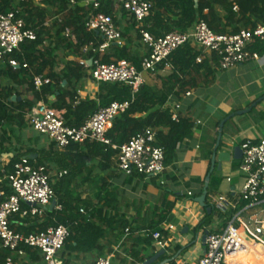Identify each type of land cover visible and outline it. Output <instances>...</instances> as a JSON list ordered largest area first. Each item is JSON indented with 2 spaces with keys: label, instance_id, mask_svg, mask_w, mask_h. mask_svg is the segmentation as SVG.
Returning <instances> with one entry per match:
<instances>
[{
  "label": "crops",
  "instance_id": "0c3cea01",
  "mask_svg": "<svg viewBox=\"0 0 264 264\" xmlns=\"http://www.w3.org/2000/svg\"><path fill=\"white\" fill-rule=\"evenodd\" d=\"M217 11L221 16L224 15L220 8ZM114 21L122 32V46L143 59L148 48L142 42L139 30L141 27L145 28L146 22L137 23L123 9H118ZM191 47L203 55V62H209L210 70L199 69L203 63L196 62L191 72L196 79L194 83L199 85L184 90L182 99L178 96L181 90L178 80L187 81L188 77H184L183 72L172 63L169 68L160 67L156 74L145 73L144 78L145 86L153 94L159 98L168 97L162 110L169 109L171 112L177 109L178 114L194 123L193 138L179 145L174 161L166 166L161 179L127 176L118 169L116 162L107 171H101L97 162H91L85 172L75 179L71 189L83 200L90 199L95 204L101 201V205L111 203L106 209L103 222L90 218L105 230V237L100 242L102 249L85 253L65 247L61 254L63 263L94 264L99 257L110 256L113 264H198L205 252V236L225 228L219 211L215 209L212 211L214 215L211 223L200 227V223L209 214L196 199L203 195L206 179L210 175L212 157L223 121L225 124L220 152L233 153L245 141L258 143L264 138V43L256 41L250 47V51L258 55V59L228 71L219 69L217 61H212L199 46ZM107 52L111 53L110 48ZM74 59L68 51V55L58 59L59 66L56 70L60 72L66 61ZM79 60L85 66L84 78L78 84L73 81L69 86L70 90H78L80 99L77 103L87 97L96 101L101 96L108 99L109 88H103L102 84L93 80L87 60ZM4 69V62H0V70ZM186 71V74L189 73ZM0 84L5 88L11 86L12 82L0 76ZM66 86L64 83V87ZM241 112L244 113L239 114ZM0 125V180L5 178V171L15 158V153L48 149L53 143L48 137L36 133L29 125L24 129L8 122ZM31 158L36 159L37 155H32ZM240 161L233 160L224 164L222 171H219L218 163L216 164L210 177L208 204H215L222 196L238 201V193L229 194V191L238 192L241 187L243 178L236 173ZM60 172L63 171L57 167L51 170L53 184H57L68 174L58 178L57 174ZM228 178H232L230 183ZM93 184L99 189L96 198L77 192L88 189ZM56 205L61 206L58 199ZM49 210L61 211L56 206L52 209V205ZM262 212L264 204L254 209L243 208L236 213L235 224L239 223V228L244 229V224L264 221ZM155 233L161 234L160 240L154 238ZM159 242L164 243L165 247L159 246ZM245 243L246 254L252 256L256 264H264V260L251 249L246 240ZM228 259L227 264H239L234 262L233 256L232 263ZM23 260L30 263L28 255Z\"/></svg>",
  "mask_w": 264,
  "mask_h": 264
},
{
  "label": "trees",
  "instance_id": "16d2710c",
  "mask_svg": "<svg viewBox=\"0 0 264 264\" xmlns=\"http://www.w3.org/2000/svg\"><path fill=\"white\" fill-rule=\"evenodd\" d=\"M36 0H0V14L18 12V17L25 21L28 28L37 31V40L26 42L21 50L7 57L3 62L5 69L0 70V76L11 80L12 85L2 87L0 84V123L8 122L16 124L20 129L28 127V114L38 102H44L48 106L59 111H65V119L70 127H81L94 115L100 107L109 105L114 101H125L131 99V88L120 84H102L103 88H109V97H100L99 101L89 97L80 99L77 89H69L74 81L78 84L84 78V63L81 60H100L105 64H116L128 61L141 70L142 59L133 55L126 46L113 44L111 53L104 54L83 53V48L93 44L99 46L104 39L95 31H90L86 24L92 14H106L115 19L118 11L113 0H98L100 8L95 10L92 5H85L86 0H41L44 7L36 5ZM153 4L151 15L145 20V29L154 36L160 37L172 32H186L191 30L197 21L204 20L217 34L238 33L241 28H255L264 24V0H146ZM235 7L238 11H235ZM220 8L224 15L217 11ZM60 17L62 23H55L53 29L45 27V23L51 17ZM66 29L70 30L71 37L64 35ZM55 30V37H52ZM54 38L55 46L47 45V40ZM59 47L66 48L74 60L66 61L64 68L58 72ZM262 48V47H261ZM262 50V49H261ZM200 52L194 50L190 45L176 51L170 59L175 68L183 72L187 81L178 80L181 90L178 93L180 99L184 90L192 89L199 85L192 67L196 64ZM18 62V67L10 65V61ZM199 69L210 70L209 62L204 61ZM186 72L189 73H185ZM47 72V74H45ZM43 76L49 82L41 90L34 85V78ZM64 83L67 84L64 87ZM16 97L13 101L12 98ZM168 97H158L153 94L147 86H143L136 95L135 101L130 108L118 117L112 129L108 133L112 145L106 146L97 142H86L83 145L73 144L66 151H59L55 144L48 149H30L26 152L15 153V158L5 171V176L14 171L15 164L21 157H28L34 166H46L49 171L57 167L61 171H67V175L57 184H53L61 211H50L48 209L44 219L15 218L12 228L16 232L26 234L40 233L49 227L59 225L68 226L71 236L66 247L73 251L93 252L100 251L101 240L105 237L102 225L95 224L90 218L104 221L106 209L111 203L101 205V201L95 204L90 199L83 200L71 186L75 179L81 176L90 166L91 162H97L101 171H107L119 154V149L128 143L135 135L146 128H152L157 132L158 142L165 150L166 166L174 161L177 148L183 142L191 140L194 136V123L179 114L177 121L169 109L162 110ZM142 117H135L137 115ZM37 155L36 159L31 158ZM5 190L8 194L12 191L8 182L4 181ZM242 203L237 210L227 213L219 212V217L226 227L235 217L236 213L245 207ZM85 208L86 215L81 213ZM214 213L206 216L200 223V227L210 224ZM30 224L29 226H25ZM240 231H244L241 228ZM251 246V245H250ZM251 249L264 260L261 248ZM30 264H42L39 254L26 249ZM10 252L0 247V264H8ZM256 257V256H255ZM257 258V257H256ZM258 259V258H257ZM13 264H17L16 261ZM232 263V257L228 259ZM260 262L261 260L258 259ZM65 264V263H64Z\"/></svg>",
  "mask_w": 264,
  "mask_h": 264
},
{
  "label": "built area",
  "instance_id": "2783aa9c",
  "mask_svg": "<svg viewBox=\"0 0 264 264\" xmlns=\"http://www.w3.org/2000/svg\"><path fill=\"white\" fill-rule=\"evenodd\" d=\"M117 9L125 10L137 23L142 24L151 15L153 4L146 0H113ZM71 5L75 4L71 0ZM85 5H92L95 10L100 8L98 0H86ZM235 11L238 8L235 7ZM54 22L62 23L60 17H55L45 23V27H52ZM90 31L101 35L104 42L99 46L90 44L83 48V53L104 54L113 44L122 46L123 36L114 19L106 14H92L86 24ZM142 42L147 46L148 53L141 63V70L128 61L116 64H105L100 60H91L88 66L91 77L100 84H120L131 88V99L122 102L114 101L100 109L81 127L67 125L65 113L38 102L28 114V125L38 134L48 137L59 151H66L71 145H83L86 142H97L106 146L112 145L108 137L115 120L124 114L135 101L136 95L145 85V73L156 74L160 67L169 68L173 54L186 45H196L208 54L212 61L218 63L219 69L228 71L252 60L258 55L250 51L251 45L260 41L264 43V24L255 28H242L238 33L217 34L204 20L196 22L194 27L186 32H172L160 37L154 36L145 28H140ZM64 35L71 37L70 30L66 29ZM37 31L28 28L25 21L18 17V12L0 14V62L21 50L26 42L37 40ZM203 55L196 62L202 64ZM14 68L18 62L10 61ZM87 66V65H86ZM87 66V67H88ZM49 82L43 76L34 78L37 90ZM173 120L177 121L179 114L171 111ZM1 126V125H0ZM243 158L237 169V176L243 178L238 192L230 190L229 194L238 193V201H231L222 196L217 199L213 207L221 213L237 210L241 203L246 209L258 208L264 204V138L258 143L245 141L241 145ZM116 159L118 169L127 176L139 175L145 178L161 179L166 171V155L163 147L159 145L157 132L146 128L135 135L128 143L119 149ZM67 172L57 174L64 177ZM53 174L46 166H34L30 158L21 157L15 164L12 174L0 180V247L10 252L8 264L16 259L27 258L26 249L39 254L42 264H64L61 254L71 236V229L65 225L50 227L40 233L16 232L12 226L17 216L20 219L42 220L57 196L53 188ZM4 181L8 182L12 193L5 190ZM230 183L232 178H228ZM161 184H164L161 181ZM57 210H62L56 205ZM86 215V210L81 209ZM234 219L218 232L209 233L205 243V252L198 264H227L228 257H232L245 249V238L240 228L235 226ZM26 224L25 226H29ZM244 231L250 237H263L264 224L251 227L244 224ZM129 232V230H127ZM154 238L160 240L161 234L155 233ZM159 246L165 244L159 242ZM94 264H113L112 257H99Z\"/></svg>",
  "mask_w": 264,
  "mask_h": 264
},
{
  "label": "water",
  "instance_id": "95a60500",
  "mask_svg": "<svg viewBox=\"0 0 264 264\" xmlns=\"http://www.w3.org/2000/svg\"><path fill=\"white\" fill-rule=\"evenodd\" d=\"M195 1H196V3H198V0H195ZM15 100H16V97H13V101H15ZM244 112H246V111H244ZM244 112H241L239 114H243ZM224 124H225V121H223L220 124V131H219L217 146H216L215 152H214L213 157H212V168H211L210 175L206 179L203 195L201 197H199L198 199H196L197 203L201 207L205 208L209 215L212 213L214 207H213V205H210L207 203L208 187H209V183H210L211 174L213 173V171L216 167V164L218 163L219 171H222L224 164L231 163L233 160L234 161H240L243 158V151H242L241 147H236L234 149L233 153L229 152V151H222V152L219 151L220 145H221V139H222ZM56 204L57 203L55 201L52 205V209L54 208V206H56ZM206 239H207V235L204 238L205 242H206Z\"/></svg>",
  "mask_w": 264,
  "mask_h": 264
},
{
  "label": "rangeland",
  "instance_id": "374dc122",
  "mask_svg": "<svg viewBox=\"0 0 264 264\" xmlns=\"http://www.w3.org/2000/svg\"><path fill=\"white\" fill-rule=\"evenodd\" d=\"M35 3H36V5H38L40 7H44L43 4L41 3V0H36ZM54 35H55V30H53L52 37H55ZM53 41L55 42L56 40L54 38L48 39L47 40V45L50 44V45H52V47H54L56 43H54ZM56 54L58 55V59H61V58L65 57L66 55H68V51L66 50V48L59 47V49H57ZM89 187L90 188H88V189H82L81 191H77V192H80L82 195L88 196L89 198H96L98 196V193H99L98 187H95V184H93V185H91ZM262 214L264 215V212H262ZM245 216L247 217L248 215L246 214ZM263 222L264 221H262V220L259 221V222L258 221H253V223H250V226L254 228L256 226H260L261 224H264ZM235 226L239 227L240 225H239V223H236ZM240 229H241V227H240ZM242 235L245 238V240L252 247L258 248V246H259L261 249L264 250V236L263 237H257V238L252 237L253 239H251V237H249L248 234H246L245 232L242 233ZM16 263L17 264H30V263L25 262V260H22V261L17 260Z\"/></svg>",
  "mask_w": 264,
  "mask_h": 264
},
{
  "label": "bare ground",
  "instance_id": "6f19581e",
  "mask_svg": "<svg viewBox=\"0 0 264 264\" xmlns=\"http://www.w3.org/2000/svg\"><path fill=\"white\" fill-rule=\"evenodd\" d=\"M233 258L234 262L239 264H256L254 258L247 255L244 249L235 254Z\"/></svg>",
  "mask_w": 264,
  "mask_h": 264
}]
</instances>
